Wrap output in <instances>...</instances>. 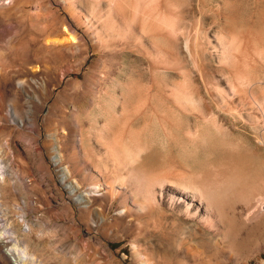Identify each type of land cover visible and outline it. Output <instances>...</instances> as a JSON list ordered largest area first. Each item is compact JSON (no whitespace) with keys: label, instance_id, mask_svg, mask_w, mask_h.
I'll use <instances>...</instances> for the list:
<instances>
[{"label":"rangeland","instance_id":"374dc122","mask_svg":"<svg viewBox=\"0 0 264 264\" xmlns=\"http://www.w3.org/2000/svg\"><path fill=\"white\" fill-rule=\"evenodd\" d=\"M135 1L71 0L78 20L61 0H15L0 10V264H14L7 249L24 264H264V223L244 232L237 221L223 236L221 226L174 222L170 192L151 210L136 208L135 196L120 214L128 187L108 141L120 140L124 87L142 73L150 87L184 84L210 110L200 121L159 103L139 135L143 159L163 173H199L229 158L264 168V0H149L160 30L140 44ZM36 12L43 16L28 17ZM97 175L107 187L79 204L75 196ZM69 181L80 189L74 195Z\"/></svg>","mask_w":264,"mask_h":264},{"label":"bare ground","instance_id":"6f19581e","mask_svg":"<svg viewBox=\"0 0 264 264\" xmlns=\"http://www.w3.org/2000/svg\"><path fill=\"white\" fill-rule=\"evenodd\" d=\"M5 1H8V3L6 4ZM61 1L63 6L69 12H71V15L78 20V18L80 17H78L76 10L73 8L71 0H61ZM137 1H139L141 6L140 11L138 12L139 13L138 23L140 27V32H139L140 36L138 37V41L140 44L143 38L153 37L154 39V37L157 36V33L160 30V28L158 25L154 23L150 24V18H153V20H155L156 16L152 15V17H150V9L148 8L149 0H137ZM137 1L135 2L137 3ZM14 2L15 0H0V10L6 7V5L9 6L11 4H14ZM42 16H43L42 13L39 12L28 15V17L34 19H39ZM87 28H89V26ZM46 32H48L47 29ZM37 36L39 37V35ZM74 39L75 38L70 37L69 39H67V41L70 44L74 41ZM98 39L96 38V36H94L93 42L97 44V42L99 41ZM57 40L55 41L50 40L52 41L51 44L57 46L66 43L64 42V40L63 42ZM240 47L243 49L242 46ZM146 52L147 50L144 53ZM147 62L150 68V61ZM234 86L235 85L233 84L232 86L233 90L235 89ZM240 86L241 85H239V87ZM151 87H150V82L145 80V77L142 73L140 74V79L137 83L130 85L126 84V86L124 87L125 94H123L124 99L120 105V112L122 119H120L121 121H119L118 124L121 127V137L118 142L114 141V137L112 138V135L111 138L113 139V142L110 141V138L108 140L109 147L111 149L110 153L113 157V160L122 159L121 165L125 170V175L120 176L119 181L124 184H127L128 187V190H125L128 193L127 197L125 196V194L123 198L121 197L122 198L121 207L123 209L121 210L120 214L123 213L126 214L130 199H133V197L135 198V196L136 198L137 197L141 198V203L135 204V207L140 210H149L151 207H155V206L159 207L160 200L165 197L164 193L170 192L172 193V196H169L168 202L170 207L167 211L169 212L168 214L169 217L173 219L174 222L184 221L194 224L196 226L206 227L207 229H210L212 231H218V226H221L223 231V233L221 234L223 236L226 235L229 236L231 234L232 227H234V223L237 221L239 222L240 230H244V232L245 231L247 232L251 229L252 230L259 229L260 226L264 223V168L263 167L261 168L256 167L257 169H250L249 167H246V164H243L244 162L241 163V161L236 160V158L235 159L229 158L228 160H224L222 163H220V165H213V164L209 165L206 171H202V172L200 171L199 173H194V172H189L186 174L171 173V172L163 173L164 170L162 171L160 168L154 166L153 165L154 163L150 164V160L148 161L146 160V158L145 159L142 158V153L146 149L144 150L145 148L144 145L140 143L141 140H139L140 139L139 135L142 133V131L147 129L148 125H150V122H148L147 120L150 118V111L154 116L157 114V108L159 103L163 104L170 113H175L176 115L179 116L186 115L188 113H195L196 118L200 121L206 120L208 113L210 111L208 107L204 104V102L195 96V94L193 93L194 91L190 93H185L186 91L184 92L183 90L185 88L184 84L171 83V84H163L157 86L152 85ZM244 87L245 86H243L242 88ZM116 88L114 87V89ZM247 88L248 87H246V89ZM249 89L251 88L249 87ZM150 90H154L155 94H159V92L161 91H167L168 93L165 96H162V98H158L157 96L156 98H154L153 96H150ZM237 92H238L237 95L241 93L245 94L244 93L245 90L243 91V89L238 90ZM225 105L224 108H222V110L225 113L232 116L236 115L239 118L242 117L240 116V113L237 114V112H235L233 108H231L232 106L229 107ZM248 105L253 108L255 105V101L249 102ZM118 109L119 108H117L116 110ZM262 111L263 110H261V112ZM112 116H114V114ZM261 116L263 119L262 121L264 123V113H262ZM25 120H26L25 124H30L31 120L29 118ZM112 121L114 124L116 122V119L113 118ZM20 123L23 124L24 121L21 120ZM138 123L143 124V127L142 129L139 130V132L135 133L134 132L135 130L133 131V127L135 124ZM104 144H106V142ZM118 148L120 151L119 152L120 155L117 152ZM144 156H146V154ZM244 158L247 159L246 157ZM123 168L121 169L123 170ZM1 172H2V167L0 166V173ZM92 180L93 181L89 187V190L85 191L84 193H79V194L77 193V195L75 196V201H77L79 204H89L93 197L97 196L103 191L102 187L104 186L107 187L101 175H97V177L94 176ZM120 182H118V184ZM116 186L108 187L109 188L108 192L110 193L112 198H115L116 196L119 195ZM67 188L71 191L73 195L79 189L78 184L75 181H69L67 183ZM173 206H175L177 210L175 207L173 208ZM160 215L163 217L166 214L163 211H161ZM2 234L3 233H0V239L2 238ZM8 240L10 241L11 239ZM5 252L6 255L8 256L10 255V258L14 264H24L23 259L19 256V254H16L14 250L7 249Z\"/></svg>","mask_w":264,"mask_h":264}]
</instances>
